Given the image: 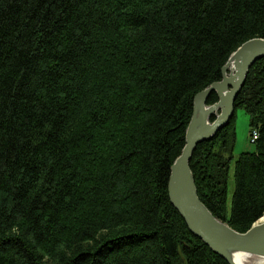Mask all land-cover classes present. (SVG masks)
<instances>
[{
  "label": "trees",
  "instance_id": "1",
  "mask_svg": "<svg viewBox=\"0 0 264 264\" xmlns=\"http://www.w3.org/2000/svg\"><path fill=\"white\" fill-rule=\"evenodd\" d=\"M254 38L264 0H0V264H228L168 182L195 96ZM235 107L255 151L234 158V116L190 168L244 233L264 217V59Z\"/></svg>",
  "mask_w": 264,
  "mask_h": 264
},
{
  "label": "water",
  "instance_id": "2",
  "mask_svg": "<svg viewBox=\"0 0 264 264\" xmlns=\"http://www.w3.org/2000/svg\"><path fill=\"white\" fill-rule=\"evenodd\" d=\"M261 59H264V39L254 38L245 42L223 67L222 79L195 96L185 146L171 167L168 182L170 201L189 231L228 264H238L236 255L254 257L264 264V217L244 233L216 218L198 195L190 162L198 145L212 140L234 118L236 99L250 69ZM213 93L218 101L208 105Z\"/></svg>",
  "mask_w": 264,
  "mask_h": 264
},
{
  "label": "rangeland",
  "instance_id": "3",
  "mask_svg": "<svg viewBox=\"0 0 264 264\" xmlns=\"http://www.w3.org/2000/svg\"><path fill=\"white\" fill-rule=\"evenodd\" d=\"M235 125H236V142L234 149V158L237 159L240 154L245 152H254L255 145L252 142L250 134V118L246 111L242 108H238L235 113ZM234 193V164L231 167L228 184V205L231 204V199ZM251 262H255L252 260ZM261 264L255 262L254 264Z\"/></svg>",
  "mask_w": 264,
  "mask_h": 264
},
{
  "label": "bare ground",
  "instance_id": "4",
  "mask_svg": "<svg viewBox=\"0 0 264 264\" xmlns=\"http://www.w3.org/2000/svg\"><path fill=\"white\" fill-rule=\"evenodd\" d=\"M252 260H254L255 262H260L262 263L261 260L257 259V258H254V257H247V256H243V255H240V256H235V261L238 263V264H254L255 262H251ZM257 264V263H256Z\"/></svg>",
  "mask_w": 264,
  "mask_h": 264
},
{
  "label": "built area",
  "instance_id": "5",
  "mask_svg": "<svg viewBox=\"0 0 264 264\" xmlns=\"http://www.w3.org/2000/svg\"><path fill=\"white\" fill-rule=\"evenodd\" d=\"M258 132L254 131L253 134H252V142H255L257 139H258Z\"/></svg>",
  "mask_w": 264,
  "mask_h": 264
}]
</instances>
